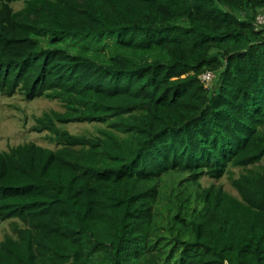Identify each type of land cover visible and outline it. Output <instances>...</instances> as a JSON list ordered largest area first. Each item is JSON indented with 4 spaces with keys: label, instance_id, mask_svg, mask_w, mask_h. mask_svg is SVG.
<instances>
[{
    "label": "trees",
    "instance_id": "obj_1",
    "mask_svg": "<svg viewBox=\"0 0 264 264\" xmlns=\"http://www.w3.org/2000/svg\"><path fill=\"white\" fill-rule=\"evenodd\" d=\"M263 8L0 0V94L66 109L36 119L57 149H0V226L24 224L0 239V264H264Z\"/></svg>",
    "mask_w": 264,
    "mask_h": 264
},
{
    "label": "rangeland",
    "instance_id": "obj_2",
    "mask_svg": "<svg viewBox=\"0 0 264 264\" xmlns=\"http://www.w3.org/2000/svg\"><path fill=\"white\" fill-rule=\"evenodd\" d=\"M12 6L15 10H18L23 7V3H14ZM217 81L218 75L215 76L209 86H213ZM65 110L64 104L59 100L45 97L28 100L21 92L13 96L0 94V149L9 150L11 147L30 141L53 150L57 149V144L50 141V133L48 131L38 132L34 128L36 126V119L42 117L45 113L52 111L63 113ZM57 125L72 134H83L87 136L100 135V130L106 127L94 122H69L67 124L57 123ZM233 169L235 176L238 175L240 169ZM200 182L203 186H210L212 183L222 185L227 192L233 195L237 194L236 189L227 176L218 180L204 176L200 179ZM178 187L177 182H175L170 183L168 189H165L163 195L165 204L169 203V199L173 200L174 202L172 203L175 204L176 193L181 191L183 194V186ZM172 190L175 192L172 193ZM195 206L196 203H193L192 208ZM184 212L190 211L186 209ZM16 226L23 227L24 224L18 219L3 221L0 226V239L4 240L6 236L16 237Z\"/></svg>",
    "mask_w": 264,
    "mask_h": 264
},
{
    "label": "built area",
    "instance_id": "obj_3",
    "mask_svg": "<svg viewBox=\"0 0 264 264\" xmlns=\"http://www.w3.org/2000/svg\"><path fill=\"white\" fill-rule=\"evenodd\" d=\"M254 25L257 30L264 29V8L256 16ZM215 76L216 75L213 72H206L201 76V80L206 86H209L214 80Z\"/></svg>",
    "mask_w": 264,
    "mask_h": 264
}]
</instances>
